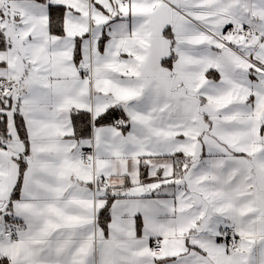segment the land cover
<instances>
[{"label":"snow or ice","instance_id":"snow-or-ice-1","mask_svg":"<svg viewBox=\"0 0 264 264\" xmlns=\"http://www.w3.org/2000/svg\"><path fill=\"white\" fill-rule=\"evenodd\" d=\"M0 264H264V0H0Z\"/></svg>","mask_w":264,"mask_h":264}]
</instances>
